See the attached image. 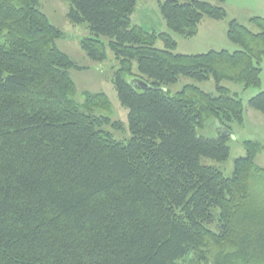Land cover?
<instances>
[{"label":"trees","instance_id":"16d2710c","mask_svg":"<svg viewBox=\"0 0 264 264\" xmlns=\"http://www.w3.org/2000/svg\"><path fill=\"white\" fill-rule=\"evenodd\" d=\"M225 2L159 7L170 30L192 37L204 17L226 18ZM135 5L69 0L66 14L87 24L88 57L101 62L108 47L119 62L129 138L118 140L109 129L120 122L96 112L110 108L105 93L74 98L69 71L79 66L38 0H0V264H264V206L250 192L264 177L263 145L245 140L231 176L203 162L228 158L231 123L243 121L221 81L260 83L264 16L249 18L254 29L228 20L235 51L182 54L168 32L131 23ZM182 76L212 78L216 93L189 83L170 94ZM248 105L264 115V90Z\"/></svg>","mask_w":264,"mask_h":264},{"label":"rangeland","instance_id":"374dc122","mask_svg":"<svg viewBox=\"0 0 264 264\" xmlns=\"http://www.w3.org/2000/svg\"><path fill=\"white\" fill-rule=\"evenodd\" d=\"M164 0H136L133 13L130 16L132 24H138L147 31L168 32L176 41L174 52L182 54H199L209 50L235 51L239 49V45L230 41L226 35L227 22L230 18L236 17L241 23L254 29L249 23L248 13L246 12L249 3L253 0H226L225 8L227 16L223 20H214L204 17L199 25L198 32L192 37H184L168 28L163 19L159 3ZM69 0H38V8L43 12L49 22L61 30L62 37L56 39V46L66 53L79 68L70 69V76L76 86L74 98L79 103L84 101V93L86 91L92 93H105L110 100V108L97 109L96 112L108 115L113 120L120 122L119 129L110 128L113 137L118 140H126L129 138L127 108L122 106L118 100L116 90L114 88V73L119 67V62L115 58L113 52L107 47L106 58L99 62L88 57L81 48V40L89 35L86 23L73 24L66 14L68 10ZM245 9V10H244ZM155 45L159 48L163 47L161 40H157ZM132 70L136 71V63L133 62ZM194 83L202 90L216 93L215 82L212 78L204 81H193L188 77H180L178 81L168 86L170 94L179 91L185 84ZM221 85L227 87L231 93H236L243 106L242 123H231L232 134L228 139L229 155L223 162H217L210 159H203L206 164L218 167L225 176H231L234 170L235 159L245 155V140L259 141L263 147L256 153L255 163L258 168L264 169V115L252 109L248 105V100L258 92L264 90V56L261 60L260 83L258 86L245 87L240 82L222 80ZM212 130H205L209 133ZM250 192L256 198V202L264 206V177L261 174L250 185Z\"/></svg>","mask_w":264,"mask_h":264},{"label":"crops","instance_id":"0c3cea01","mask_svg":"<svg viewBox=\"0 0 264 264\" xmlns=\"http://www.w3.org/2000/svg\"><path fill=\"white\" fill-rule=\"evenodd\" d=\"M245 10V9H244ZM246 12L248 13V20L249 18L253 15H262L264 16V0H253L252 3H249V6L246 10ZM232 18H236V17H232ZM237 19V18H236ZM238 20V19H237ZM239 21V20H238ZM241 22V21H240Z\"/></svg>","mask_w":264,"mask_h":264},{"label":"water","instance_id":"95a60500","mask_svg":"<svg viewBox=\"0 0 264 264\" xmlns=\"http://www.w3.org/2000/svg\"><path fill=\"white\" fill-rule=\"evenodd\" d=\"M143 85V84H142Z\"/></svg>","mask_w":264,"mask_h":264}]
</instances>
